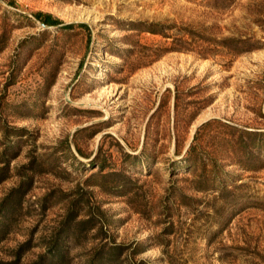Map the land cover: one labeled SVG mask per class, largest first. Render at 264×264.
I'll return each mask as SVG.
<instances>
[{
  "label": "rangeland",
  "instance_id": "1",
  "mask_svg": "<svg viewBox=\"0 0 264 264\" xmlns=\"http://www.w3.org/2000/svg\"><path fill=\"white\" fill-rule=\"evenodd\" d=\"M1 170L0 264H264V0H0Z\"/></svg>",
  "mask_w": 264,
  "mask_h": 264
},
{
  "label": "trees",
  "instance_id": "2",
  "mask_svg": "<svg viewBox=\"0 0 264 264\" xmlns=\"http://www.w3.org/2000/svg\"><path fill=\"white\" fill-rule=\"evenodd\" d=\"M10 4H12V1H9ZM34 18L36 20H39L42 22V24L44 26H53V27H57L59 30L61 31H68V30H73L75 28H80L83 29L85 31L88 30L87 25L84 23H71V24H62V22H59L58 20L52 18L50 15L48 14H41V13H36L34 15ZM218 124L219 121L217 120H212V121H207L203 124H201L195 131L193 139L191 144L189 145V147L187 148L185 154H184V164H183V168L184 167H195L197 165L202 164L203 162L200 160V155L197 152V147L195 145L196 140L198 139V133H200L201 131L205 130L206 128H210L209 126L211 124ZM203 165V164H202ZM202 170H204V172L206 173V170L203 168ZM3 170H1L0 172H2ZM204 174V173H203ZM206 176V174H205ZM4 176H0V181H2L4 178ZM205 182H207V180L205 179L204 175H202L200 173V175L196 176V180H194L195 186L197 187V189L199 191H205V185H203ZM120 248H115L114 251H110L109 255L111 256V258L116 257L119 252H117Z\"/></svg>",
  "mask_w": 264,
  "mask_h": 264
},
{
  "label": "water",
  "instance_id": "3",
  "mask_svg": "<svg viewBox=\"0 0 264 264\" xmlns=\"http://www.w3.org/2000/svg\"><path fill=\"white\" fill-rule=\"evenodd\" d=\"M41 26L45 27L43 24H41Z\"/></svg>",
  "mask_w": 264,
  "mask_h": 264
}]
</instances>
